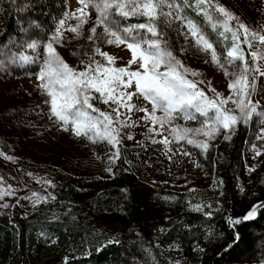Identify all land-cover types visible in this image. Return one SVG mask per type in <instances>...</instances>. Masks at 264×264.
I'll return each instance as SVG.
<instances>
[{"label": "snow or ice", "instance_id": "snow-or-ice-1", "mask_svg": "<svg viewBox=\"0 0 264 264\" xmlns=\"http://www.w3.org/2000/svg\"><path fill=\"white\" fill-rule=\"evenodd\" d=\"M78 3L80 7L71 13L72 17L76 13L80 14L77 23L74 26L68 25L76 36L84 34L83 26L91 20L89 12L95 11V21L87 29L90 34L86 39L90 44L84 52V55L89 56V61H81L85 63L83 69L70 66L54 46L64 43L62 28L70 18V13L64 11L61 17H53L54 27L44 28L41 22L31 17L18 20L19 35L9 36L6 42L0 43V76L10 78L15 68L38 64V71L34 74L35 87L41 93L43 105L47 106L48 120L52 127L63 133H71L77 138L87 139L93 144L106 141L111 147L110 154L106 155L104 171L110 178L120 170L116 168L119 161L132 165V160L126 154L127 149L122 144L121 131L129 126L135 127L140 120L147 127L146 139L152 144H162L164 155L171 161L177 153L182 157L191 156L181 142L199 148L200 154L206 155L215 147L214 141H232L241 124L247 125L256 118L259 126L254 140L250 141V147L254 153L253 160L262 157L264 26L260 30L249 26L219 0H78ZM10 4L16 7L18 13H27L36 6L34 0L24 3L10 0ZM130 17H136L137 20L143 17L144 20L132 23L128 22ZM209 27L218 37L226 38L227 33L231 34V45L225 46L224 52L218 51V40L212 39L208 32ZM33 28L43 29L47 39L33 38ZM171 33H175L174 38ZM181 37L183 43H180ZM104 45H125L131 53L127 65L114 67L115 56L103 51ZM242 45L247 46L250 60L246 58V50ZM13 47H26L32 50V55H26L23 51L13 52ZM39 47H42V52L38 50ZM177 51L184 55L192 52L207 56L210 53L212 64L222 68L224 75L229 77L228 94L223 95L208 81L207 89L213 95H207L204 88L199 86L205 84V81L196 79L201 75L200 71L185 65L176 54ZM96 56L103 60L96 59ZM133 65L138 67L132 68ZM94 93H99V97ZM136 96H142L151 107L137 106L133 102ZM257 96L260 99H256ZM95 99L102 100L111 111L95 108L91 102ZM36 107L40 108L41 105L37 104ZM120 109L125 111L121 112ZM158 111L160 115H157ZM135 112L143 115L137 120L129 119ZM178 119L195 121L198 126L181 125L176 122ZM152 133L160 135V140L157 141L154 135H150ZM126 135L128 139H133L131 133ZM201 136L203 139L198 138ZM136 143L143 146L144 141ZM169 153L172 155H168ZM4 155L0 152V156ZM93 155L97 159L101 158L96 153ZM5 158L15 162L13 156ZM143 163L151 166L150 161ZM245 168L251 173L256 170L257 165L246 164ZM122 170L128 172L130 167ZM28 175L33 174L29 172ZM2 180L3 177H0V181ZM44 183L56 187L51 180H45ZM223 183L220 180L219 186L223 187ZM237 191L242 195L247 194L245 188L239 184ZM15 195L16 190L11 184L7 187L0 186V201H3L0 203V210H4L5 215L10 216L7 210L15 207L5 197ZM220 195H224V192L221 191ZM49 197L56 200L51 192L47 196L33 192L34 210L35 205L41 201L47 203ZM22 199L27 200L30 197L17 198L16 204H20ZM216 204L219 205V201ZM192 207L197 212H203L205 217L213 215L211 203L206 206V211L202 203ZM260 216H264V200L260 199L252 203L240 216H227L226 223L234 232L230 241L223 245L224 250L231 249L241 239L239 228L245 222L255 221ZM52 220H58V217L53 215ZM183 227L198 230L194 225L184 224ZM16 235H20L18 230ZM39 235L47 238L43 230ZM203 235L208 243L216 237L215 231L210 228H206ZM47 242L54 243L55 240L48 238ZM113 243L120 244L121 241L119 238H106L104 244L96 247V251ZM176 248L180 250V245L177 244ZM193 252L202 255L206 252V245L195 243ZM67 259L68 257L64 258L65 262ZM175 264H187V261L177 260Z\"/></svg>", "mask_w": 264, "mask_h": 264}, {"label": "trees", "instance_id": "trees-1", "mask_svg": "<svg viewBox=\"0 0 264 264\" xmlns=\"http://www.w3.org/2000/svg\"><path fill=\"white\" fill-rule=\"evenodd\" d=\"M34 2L36 6L27 13H18L10 0H0V33H6L0 35V43L19 35L21 18H35L44 28L54 27L53 17H61L66 10L65 0ZM32 35L47 39L43 29L33 28ZM171 35L175 37V33ZM211 37L220 40L215 33ZM216 47L225 49L220 43ZM36 72L37 68L30 67L22 73ZM248 133L247 128L239 126L232 141H222L206 155L190 149L201 173L212 183L210 189L196 184L189 172L183 173L177 180L179 185L174 184L172 189H153L143 184L134 169L139 157L144 160L151 154L148 147L125 148L132 165L119 161L116 168L120 170L111 178L108 173L93 175L89 171L68 178L53 168L36 169L18 161L16 166L53 177L56 200L43 202L27 215L16 206L8 211L10 216L0 212V264H175L177 260H186L187 264H264V216L244 223L239 228L241 239L231 249L223 248L234 232L225 218L240 216L257 199H264V160L250 173L242 159ZM92 146L101 157L99 163L106 166L103 156L110 146L105 142ZM128 167L130 171L122 170ZM220 180L223 187L219 186ZM238 184L245 188L246 195L237 191ZM192 185L197 187L189 189ZM201 203L205 211L212 204V216L194 210L192 206ZM53 215L58 220H52ZM184 224L197 226L198 230H189ZM206 228L216 233L211 243L205 241ZM41 230L47 238L39 235ZM48 238L55 242L48 243ZM106 238H119L121 243L96 251ZM195 243L206 245V252H193Z\"/></svg>", "mask_w": 264, "mask_h": 264}, {"label": "rangeland", "instance_id": "rangeland-1", "mask_svg": "<svg viewBox=\"0 0 264 264\" xmlns=\"http://www.w3.org/2000/svg\"><path fill=\"white\" fill-rule=\"evenodd\" d=\"M65 1V11L70 13V18L66 20V24L62 28L64 43L54 46L70 66L81 70L85 67V63L89 61V56L84 55V52L88 50L86 46L90 44L86 39V36L90 34L87 29L91 26V23L95 21V11L91 10L89 12L91 20L83 26L84 34L76 36L75 33L70 31L68 25L74 26L77 23V17H79L80 14L76 13V16L72 17L71 13L75 12L80 5L78 0ZM219 2L233 11L236 15H239L249 26L258 30L264 26V0H219ZM192 14L195 15L194 13ZM143 20V17L139 20H137L136 17H130L128 22L136 23L143 22ZM100 30L102 31V29ZM208 32L210 36L211 33L217 34L210 27L208 28ZM219 38L220 40H218V43H220V46L224 45L225 47L231 45L230 33L226 34V38ZM242 38L243 37H241V39ZM214 40L217 39L215 38ZM180 43H183L182 37ZM242 47L246 50V58L250 60L251 57L248 55L247 46L242 45ZM38 50L41 52L43 51L41 47H39ZM102 50L115 56L114 67L127 65L128 59L131 58V53L125 45H104ZM224 50L225 49L218 51L224 52ZM12 51H23L26 55H32V50L26 47L22 49L13 47ZM177 55L185 65L200 71L201 75L196 77V79H203L205 81V84L199 86L204 88L207 95H213V93L207 89L206 85L208 81H211V86L223 95L228 94L229 89L227 88V84L229 77L224 75V70L222 68H218L212 64L210 53L207 56L203 53L193 54L192 52L184 55L178 51ZM96 59L103 60V58L99 56H96ZM81 61L85 63H81ZM104 62L107 63V61ZM260 62L261 61H258V63ZM30 67H35L38 71V64H28L23 68H15L14 74L10 78L7 76H0V152L5 154L4 156H0V177H3V180L0 181V186L7 187L8 184L12 185L16 190V195L14 197H5V199L8 200L10 204L22 209L25 213H29L34 209V198H32V193L36 192L45 196H47L49 192L53 194V187L45 184L44 181L51 180L54 184L55 182L53 177H49L42 172L16 166L18 161L27 165H32L33 168L36 169L53 168L68 178L73 174H80L83 171H89L93 175L99 174V172L106 174L104 171L105 166H102L101 163H99L100 159H97L93 155V153H96L92 146L93 143L84 138H77L71 133H63L61 130L52 127L48 120L47 106L43 105L41 93L35 87V73H22L26 72ZM131 67L135 68L138 67V65H133ZM94 95L99 97V93H94ZM256 99H260V96H257ZM91 102L95 108L101 111H111L108 105L104 104L100 99H95ZM133 102L137 106L151 107L142 96L134 97ZM37 104H40L41 107L37 108ZM232 107L234 108V106ZM120 111L124 112L125 110L120 109ZM93 115H98V113H93ZM142 115L143 113L135 112L129 119L137 120ZM157 115H160L159 111ZM176 122L187 127L198 126L195 121L186 122L183 119H178ZM240 126L247 128L249 132L244 144L245 149L242 153L244 164L249 166L252 164L257 165L264 160L262 159L264 154H262V157H257L253 160L252 157L254 153L251 151L250 141L254 140V135L258 130V120L253 118L249 124H241ZM126 133H131L133 139H128ZM145 133H147V127L144 126V121L142 120H140L135 127L129 126L121 131L124 148L148 147V150L151 152L150 155L144 157V160L139 157L135 165L134 171L140 175L143 184L153 189L162 187H169L172 189L174 188V184L179 185L177 180H181L183 173L189 172L196 184L200 183L207 189L212 188V183H208V178H205L204 174L201 173L190 150L196 149L200 151L199 148L188 145L186 142H181L184 145V149L191 153V156L182 157L177 153L170 161L162 151L163 145L152 144L150 140L146 139ZM150 135H154L157 141L160 140V135L156 133ZM198 138L203 139L202 136ZM137 141H144L143 146L137 145ZM222 141V139H217L213 143L217 146ZM99 142L107 143L106 141ZM108 154H110V150L106 153V155ZM9 155L15 158V162L5 158ZM106 155L103 157L106 158ZM168 155H172V153ZM143 161H150L151 166L149 167L143 163ZM193 162H195V164ZM29 172L33 175L29 176ZM169 173H171V175H169ZM35 177H39L40 179L37 180ZM153 181H155V183ZM164 181H167V183ZM196 187L197 185H192L189 189H194ZM187 189L188 188H186V190ZM24 196H28L30 199H22L20 204L17 205L16 199ZM49 200H51L50 197L48 201ZM2 202L3 201H0V203ZM43 202L44 201H41L40 204ZM40 204L35 205V208ZM12 209L13 208H10L7 211ZM0 212H4V210H0ZM48 249L49 248L46 250Z\"/></svg>", "mask_w": 264, "mask_h": 264}, {"label": "water", "instance_id": "water-1", "mask_svg": "<svg viewBox=\"0 0 264 264\" xmlns=\"http://www.w3.org/2000/svg\"><path fill=\"white\" fill-rule=\"evenodd\" d=\"M264 200V199H263ZM250 222H253V221H248V222H245V223H250Z\"/></svg>", "mask_w": 264, "mask_h": 264}]
</instances>
